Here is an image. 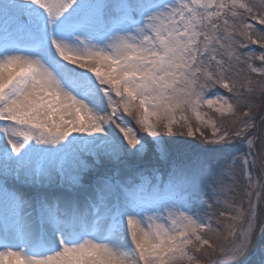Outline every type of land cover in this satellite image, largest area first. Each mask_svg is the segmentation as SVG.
<instances>
[{"label":"snow or ice","instance_id":"snow-or-ice-1","mask_svg":"<svg viewBox=\"0 0 264 264\" xmlns=\"http://www.w3.org/2000/svg\"><path fill=\"white\" fill-rule=\"evenodd\" d=\"M258 235L264 0H0V264H248Z\"/></svg>","mask_w":264,"mask_h":264},{"label":"rangeland","instance_id":"rangeland-1","mask_svg":"<svg viewBox=\"0 0 264 264\" xmlns=\"http://www.w3.org/2000/svg\"><path fill=\"white\" fill-rule=\"evenodd\" d=\"M257 63H259V62H257ZM225 95H226V93H225ZM126 119H128V118L126 117ZM131 126H133L135 128L134 122H132V125ZM137 131L139 132V130H137ZM139 135L146 136V134H144V133H139ZM177 139H179V138H177ZM184 139H190V138L185 137ZM193 143L198 146V147L192 149V155H193L194 158L196 156H200V157L203 158L205 155H210V154H205V153H201L200 152V148H202L203 145H200V142L198 140L197 141H193ZM147 159L152 160V161L155 162V158L152 157L151 155ZM157 164L164 165L163 162H159ZM261 247H264V237H260L258 235V238H257V240L255 242V247H254V249L252 250V252L248 256V264H259V261H260V249H261Z\"/></svg>","mask_w":264,"mask_h":264},{"label":"trees","instance_id":"trees-1","mask_svg":"<svg viewBox=\"0 0 264 264\" xmlns=\"http://www.w3.org/2000/svg\"><path fill=\"white\" fill-rule=\"evenodd\" d=\"M253 47H254V46H253ZM257 62H258V61H257ZM220 91H223V90H220ZM156 166H157L158 168H160L161 171L166 170V167H167V165L165 166V164H164V165L156 164Z\"/></svg>","mask_w":264,"mask_h":264}]
</instances>
